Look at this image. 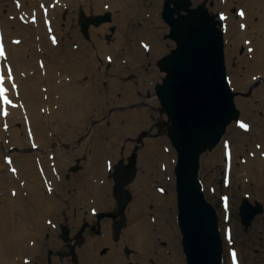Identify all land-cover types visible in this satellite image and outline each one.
I'll use <instances>...</instances> for the list:
<instances>
[{
	"label": "bare ground",
	"instance_id": "1",
	"mask_svg": "<svg viewBox=\"0 0 264 264\" xmlns=\"http://www.w3.org/2000/svg\"><path fill=\"white\" fill-rule=\"evenodd\" d=\"M138 1L140 0H41V4L35 0H31L30 3L25 5L23 4V0H17V4L14 2L10 3L11 10L25 9L27 17L31 16L32 10L35 8L38 20L33 24L31 29H24L20 25L11 29L7 28L8 34L6 37L4 36L5 55L0 56L3 70L6 69V65L8 64L12 68L11 74L14 76L12 81L8 78L7 73L4 81V85L8 90L6 95L11 103H2L0 100V264H13V260L16 261L15 264H24L26 252L30 253L32 258L35 257L38 251L40 252L38 237L42 238L47 231L39 227L36 215L46 210L53 202V199L47 196L46 191H43L44 183L41 177L42 174L50 175V173H53L52 166L49 168L44 166V163L49 162L51 158L47 155L45 156V154L42 155L41 151V145L45 146L50 142V138L46 135L47 130L53 128L66 131L67 139L69 141L71 139L72 141H76L79 137L78 131L82 129V126L75 121L79 119L80 114H87L89 108V105H86L87 103L93 100L98 105L105 101H111L113 104H116V102L118 103L122 99H118L115 102L113 100L114 97L108 96L101 91H97L94 95L91 94V97H86L89 93L88 85L77 83L75 78H77L79 73L86 72L88 67L92 66L94 68L98 63L97 58L99 59V55L96 54L94 58L91 55V47L82 39L81 35L76 30L72 33L67 31L66 26L62 27L54 19L53 14L56 11L60 12L64 7L68 6L71 9V14L74 16V13L77 14L79 9L76 7L81 4L84 5L85 9L82 10L79 18L84 21L104 16L103 13L106 9L113 11L115 15L120 12L114 19L118 27L112 41H108L105 36V33L109 29L107 21H103L99 25L91 23V32L94 42L98 43L95 48L96 52L99 49L98 45L106 47L103 50H108L114 55L118 54L123 60V65H129L127 67L130 68L136 64L135 61L143 62L142 59H144L142 55H139L140 59L135 57V61L131 57V53L137 48L138 36L145 38L149 35L159 36L161 33L160 29H157L159 24V21H157L159 7L157 6L160 0H144L146 3H150L149 7L137 6ZM228 1L226 0V3ZM217 7L219 12H225V5L221 0L217 3ZM4 14L1 5L0 18ZM160 15H162V11H160ZM255 15L258 17V21L252 20ZM137 16L148 17L144 18V23L139 30L130 34V30L134 28L131 23L134 22V18ZM228 18L229 15L225 16L224 19L227 36L233 39L235 46L239 49L244 47V54L240 58L244 59L248 64V69H259L261 76H264V0H239V10L235 18L233 17L234 26H237V30L233 33L229 32L226 24ZM46 22L52 23V26L56 29L68 32L73 40L78 42V45L71 48L69 47V40H67L62 52H59L60 48H54L52 44L49 46L44 36V33L47 34L44 26ZM246 23H249V25ZM254 28L261 35L255 34L252 31ZM230 50L232 53L236 52L234 46ZM40 51L43 52V55L40 54ZM152 51L153 47L151 46ZM164 51H166V48ZM60 53H63L64 56ZM107 54L108 52L104 58ZM40 56L44 57L43 68L45 74H39L41 71L38 65ZM68 61H71L69 67L72 68V73L68 76L69 82L66 79L60 85L58 78H61V75L67 71ZM121 68L124 69L125 66H121ZM32 69H34L33 73L30 72ZM58 69L60 72H57ZM131 71L124 69L117 74L112 73L111 70L106 72L108 74L109 85L110 83L111 85H118L119 89L123 92V98L136 99L133 82L127 81L125 79L126 76L122 74L125 73L127 75ZM152 72H154V69L151 70ZM163 76V71L157 73V77H161V81ZM160 80L159 83H161ZM251 81L244 82L236 76L233 80L236 86L240 85L244 88L242 89L243 91H246L245 88L249 86ZM40 83H43L45 88V92L42 94L41 88H39ZM261 93L264 95V89ZM234 99L236 100V97ZM148 103L155 106L152 97L148 98ZM241 105L245 111L250 109L246 102H242ZM235 106L239 108L237 102H235ZM101 110L102 107L100 108V112ZM5 111L7 112L6 115ZM94 111L95 109L91 108V112L94 113ZM88 115L85 117H88ZM116 116L121 128L117 127L118 124L116 122H112L111 127L108 128L104 127V125H98L92 119L85 122L96 128L94 132L96 139L95 156H100L101 163L98 162V167L101 172L103 171V167H105L103 165L105 159L109 161L111 155H113L117 160H120L124 156L119 150V143L117 142L119 139L117 137L122 132H129L128 130H133L135 127L141 129V119L137 115L134 116V113L119 111L116 113ZM70 122H72V128L69 127ZM124 123L126 125L122 127ZM259 135L264 137V132L259 131ZM105 137H110L115 142L113 149L107 150L106 154L104 147ZM88 139L90 142L91 138L89 137ZM143 141L146 147L144 152L141 153L138 164L146 167V162H148L146 158H149L148 172L144 174L141 172L140 176L131 184V188L134 189L137 195L135 200L130 202L134 204L132 210L130 213L127 212V216H130V222L129 226L122 231L124 238L121 242V250L119 253H116L113 249H110L104 255H100L99 264H114L117 260L118 264H133L134 262L135 264H149L148 258L152 254V249L158 239L159 233L172 235V232L174 233L177 230L173 228L174 214H172V211L168 213L166 210L167 205L170 204V199L167 203H163V199L155 195V208L150 210L149 213L146 211L147 197L140 191V183L144 182L148 174L152 175V171L155 169L156 176L165 179L170 184L171 178L169 171L167 170L166 172L165 170V163L167 162L168 164L167 169L170 168L172 158L166 149H162L159 145L157 146L156 141L152 142L149 139L143 140L138 137L135 140V145ZM84 144L85 142L79 145L78 151H70V148H75V144L72 142L69 147L65 146V150L56 149L59 154L73 156L72 161L77 160L78 156H85V162H83L85 165L84 170L80 173H75L78 178L88 173L92 163V160L87 162V150L84 152ZM38 145L39 147L36 149ZM1 148L3 150L5 148L14 149L12 153H9L10 158L4 159L5 154ZM218 148L219 146L217 145L214 153L218 151ZM207 151L205 155L209 154V150ZM101 152L104 154V160L102 159ZM212 155H207L206 159L204 156V165H208L213 161ZM69 163V160L62 159L59 156L55 161L54 167H56L58 173H63L65 165ZM41 164L44 167V172H42L43 170L40 167ZM255 164L257 166L256 174L259 180H261V177L264 175V163L253 160L247 163V166L252 170V166ZM251 175L253 179L252 172ZM107 183V188L110 189L111 181H107ZM78 185L81 186L80 183ZM108 192L107 190L103 198L99 199V203L104 210L105 205L109 204L111 196L108 195ZM62 194L65 195L63 192ZM170 196L172 201L174 194L172 193ZM149 202L154 201L150 200ZM154 212L157 213L158 218L152 220L151 216L153 214L151 216L149 214ZM252 214L254 215V211ZM14 215L17 217H14ZM28 225L36 227V234L27 229ZM169 226L172 227L170 230ZM29 236L35 237L37 242L30 245V241H28ZM93 240L97 241L98 237L95 236ZM54 242L61 245L59 241ZM126 245L133 246L136 253H132V257H127L123 254V247ZM178 250L177 246L173 247V252L176 256H178ZM79 253L88 264H92V244L90 246L83 245L79 249ZM67 261L71 264L70 258ZM31 263H33V259ZM184 263H186L185 259Z\"/></svg>",
	"mask_w": 264,
	"mask_h": 264
},
{
	"label": "water",
	"instance_id": "2",
	"mask_svg": "<svg viewBox=\"0 0 264 264\" xmlns=\"http://www.w3.org/2000/svg\"><path fill=\"white\" fill-rule=\"evenodd\" d=\"M192 4L191 0L164 1L162 18L169 25L175 47L158 62L165 77L156 94L162 112L169 117L168 135L177 152L178 220L187 262L220 264L218 217L206 201L198 178L200 158L219 144L228 126L239 119L240 111L235 106L237 94L228 82L222 22L204 3ZM109 20L108 13L89 22L80 18V25L87 35L91 23ZM134 171L132 163L127 169L120 164L114 172L122 215L126 206L122 187L130 182ZM250 211L243 208L247 221L252 218ZM116 225L118 229L124 225V218ZM63 237L68 239L67 232Z\"/></svg>",
	"mask_w": 264,
	"mask_h": 264
},
{
	"label": "rangeland",
	"instance_id": "3",
	"mask_svg": "<svg viewBox=\"0 0 264 264\" xmlns=\"http://www.w3.org/2000/svg\"><path fill=\"white\" fill-rule=\"evenodd\" d=\"M15 1L16 0H0V5H2V11H3V13H5L4 15L1 16L0 21L3 25V26L2 25L1 26H2L6 35L8 34V32L6 31L7 28L11 29V28H15L17 25H20L24 29H31L33 27V23L38 20L35 8L33 9V15L30 19L31 23H29V24H28L29 18L23 16L22 14L18 15L20 10H18V9L17 10H11L10 3L12 4V2H15ZM30 1L31 0H23V4L26 5V4L30 3ZM202 1L203 0H193L194 5L200 4ZM207 1H209L208 8H209L210 12L218 13V14L222 13V12H219L218 7H217V3L219 2V0H207ZM163 2H164V0H160L159 4L157 6V7H159L158 8V20H157V21H159V24L157 26V29H160V31H161L160 35L159 36H150L149 35V36H146L145 38L138 36L137 48L135 51H133L131 53V57H133V58H135V57L139 58V55H142L143 53H144V56L146 58L150 57V59H148V60L144 59L147 62L146 65L152 64L153 62H155L156 60H158L162 56L158 55V54H156V55L152 54L151 55V52L145 51L146 46L143 49V47L140 44L141 40L147 41L153 47L154 50H158L160 52H163L166 48V51H164V52L169 53L171 51V49L175 47V42L172 39H168L167 37H165L166 36L165 33H166V31L168 32L169 27L166 25V23L162 19V16L160 15V11L162 10ZM221 2L225 5V12H223L222 15H224V16L229 15V18L226 21V24L228 26L229 32L233 33L235 30H237V26H234L235 22L233 20V17L235 18V15L239 10V0H229L227 3H226V0H221ZM136 5L140 6V7H142V6H148L149 7L150 3H146L144 0H140V1H138V3ZM83 6L84 5L81 4L80 6L76 7L79 9L77 11V14L74 13V16L71 14V9L68 6H66L60 12L56 11V13L53 14L54 19L57 20L58 23L61 24L62 27L66 26L65 28L67 29V31L72 33L73 31L76 30L78 32V34L81 35L82 39L84 41H86L89 44V46L91 47V55H93L94 58H95V55L98 54L99 55V59L97 58L98 61L99 60L101 62L107 61L106 58H104V54L101 52L106 47H101L100 45H98L99 46V49L97 50L98 52L95 51V48L97 47L98 43L96 44L94 42V39H93L94 37H93V34L91 32V30H92L91 25L89 28V38H86L84 36V33H83L81 25H80V19H79L82 10L85 9ZM78 13H79V15H78ZM119 13H117L115 15V13L112 11V21L110 23L108 22L109 29L105 33V36H106L108 41H112L114 39L115 32H116L117 27H118L117 24L114 22V19L117 17V15ZM146 17H148V16H137L134 18V22L131 23L134 26V28L132 30H130V34L136 32V30H139L142 27V25L144 23V18H146ZM73 18H74V21H73ZM218 18L224 24L223 25L224 39H226V41H225V56H226V66H227L228 75L233 80L236 76L239 79H241L242 81L246 82L247 80L250 79V76L253 73H256V72L258 73V72H260V70L259 69H248V64L244 61V59L240 58V56L244 54V47L239 49L238 47L235 46L233 39H231L230 37L227 36L226 30H225V21L223 19H221L220 17H218ZM252 20L258 21L257 15H255ZM246 24L249 25V23H246ZM46 26L53 29V32H50L49 34L44 33L47 44L50 46L51 43L49 40H53V42H52L54 44L53 47L57 48V49L60 48L59 52H62L63 46L67 40H69V47H71V48L78 45V42L76 40H73V38L71 37V35L68 32H64L60 29H55L51 25V23H47ZM112 28H114V29L112 30ZM252 31H254L255 34L261 35V33L259 31H257L256 28H254V30H252ZM232 46H234V49H236V52L232 53V51L230 50V48ZM40 54L43 55V52L40 51ZM60 54L62 56H64L63 53H60ZM111 56L113 57V60H115V62L121 61L120 57H117L115 55H111ZM39 58H42L44 60V57H42V56H40ZM76 59H77V57H76ZM79 59H80V57H79ZM63 60H64V58H63ZM67 64H68L67 65V71L61 75V78H58L60 85H62V83L65 82L66 79L69 82L68 76L70 75V73H72V68L69 67V64L71 65V61H68ZM39 67H41L40 64H39ZM98 67H100V66L98 64H96L93 68V70L96 73V76H94V77L91 76V74H90L91 69H90V67H88L86 72L78 74L77 78H75L76 82L82 83L84 85H88L90 97L92 94L91 85L95 84L97 87H99L103 90H106V88L109 87L110 88L109 93H113L114 91L118 90V91L114 92L115 94L113 93V97H114V100L120 99V98H118V97H121V95H122V91L119 89L120 87L118 85H115V84L111 85V83L109 85L108 74L99 73V70L97 71ZM145 67L146 66L139 68L135 65L134 71H131V73H129L127 75L125 73H122V74H124L126 76L125 79L127 81H132V82L134 81L135 86H137L138 76H142V75L144 76L146 74L145 69H147V68H145ZM152 68L154 69V73L156 75V80H158V79L160 80L161 77H159V78L157 77V73L160 71V69L158 68V66H156V64H154V66H152ZM137 69H140V70H137ZM128 70H130V69H128ZM30 72H34V69L30 70ZM57 72H60V70L58 69ZM39 74H43L42 70L40 71ZM164 75H165V73H164ZM260 75H261V73H260ZM253 82H254V84L252 86L245 88L246 91H243L241 88H236L235 90L238 92V95L236 96V102H237V106L242 111L241 118H244L243 115L245 112V109L242 107L241 104H242V102H246V103L251 105V108L248 110L249 118H244V119L246 121L250 122L252 128H256L259 126L258 123L261 120H264V117L261 116L262 113L264 114V95L261 92H257V90L260 87H262V90L264 89V86H262V84H264V76H262V77L257 76V78H255L253 80ZM42 84L43 83L39 84V88L42 86ZM141 85H142L141 88L143 89L145 86H148V83L146 80L143 79ZM233 86H236L234 82H233ZM135 95L138 97V101L136 103L126 104L123 107V110L134 109L132 112H128V113H134V116L137 115L138 117H140L141 123H143V124L146 123L145 127L143 129L145 131V133L140 132L133 139H127L126 141H124L123 138H120L117 141L119 143V150L124 154V160H127L128 157L132 156L133 152L136 151L135 154L138 158V163L140 162V158H139L140 152L139 151H142L146 147L144 145V143H138L135 145V140L140 136V137H143L144 140L149 139L152 142L156 141L157 146L159 145V142H160V145H159L160 147L166 146L169 148V150L171 149V152H169V154L171 155V158H173V163H174V161L176 159V151L175 150L173 151V148L171 147L170 139H169V136L167 134V131H168L167 125L165 124V121H168V118L166 117L165 114L163 115L160 111L161 106H160V102H159V100L155 94L154 87H152L149 92L148 91H142V90H139L138 88H136ZM86 97H89V96L87 95ZM149 97H152V100L154 101L155 106H152L151 104H149L147 102ZM121 98H123V96ZM89 104H91V102L87 103L86 105H89ZM137 108H140V109L137 110ZM123 110L119 109L117 104H112V102H111L108 107H106L105 109H102L101 112L99 114L95 115L94 117L92 115H90V106L88 108L89 112H87V114H84V115L80 114V115L87 116L89 114L88 115L89 117H86L87 122L89 119L90 120L92 119L95 123L97 122L98 125H104V126H105V122H108L111 117H114L116 120V123L118 124L117 127L121 128V126H119L120 123H119V120L116 116V113H118L119 111H123ZM149 110H150L151 116L156 119L155 122L149 120V116L147 115ZM152 111L155 112V115ZM75 122L80 123V125L82 126V129L78 131L79 137L76 139V141H72V139H71V141H69V139H67V132L66 131L65 132H59V134L61 136L62 142L67 143L66 147H69L71 142L73 144H75V148L74 149L70 148V151H73V150L78 151L79 145L81 143L83 144L85 142V144H84V152H85L86 147L90 143L88 141L89 140L88 138L92 136L94 127H92L91 125H88V123L87 124L83 123L82 121H80V119H76ZM71 123L72 122H70L69 125ZM125 125H126V123H124L122 127H124ZM124 134H129V132L124 131L121 133L122 137L124 136V139H125ZM226 136H232L231 137V139H232L231 144L234 148L235 147L236 148L237 147H243V146L248 144L247 143L248 137L246 136L245 133H243L241 130H239L237 127H235V122H233V126L231 124L228 127ZM253 140H255V139H253ZM120 143H121V145H120ZM221 145H223V144H221L219 142V144H218L219 148H218V151L216 153H214V152H215L217 147H215L212 151H209V154H207L209 156L213 154L212 155L213 161L208 165H204V161H205L204 156L206 159L207 155H205V154L207 152L202 154V156H201L202 160L201 161H202L203 165L201 164V173H202L201 176L203 177V181L207 180V182L210 183L215 178V176H214L215 172L217 173V172H219V169H221V168L223 169L224 162H223V153H222ZM41 147H44V150H46V152L48 150H50V147H47V145H45V146L41 145ZM55 149L65 150L66 148L63 145H55ZM1 150L5 154V158H7V159L9 157V152H11V153L13 152V149H11V148H9V149L5 148L4 150L1 148ZM2 152H1V154H2ZM101 153H102V157H103L102 159L104 160V154H103V152H101ZM43 155H44V153H43ZM62 155L65 156L64 154H62ZM66 156H68V155H66ZM69 157H71L73 159V156H69ZM97 157H99V160H100L99 163H101L100 156H97ZM79 159L82 162H85V156L84 157L78 156L77 160L75 159L72 163H75ZM138 163H137V167H138L139 171L141 172L142 171V165H138ZM103 165H104V163H103ZM171 165H173L172 162H171L170 166ZM103 170H104V167H103ZM139 171H138V173H139ZM168 171L170 172V168ZM80 172H81L80 169H78V171H76V173H80ZM170 175H171V173H170ZM155 177L157 178V176H155ZM135 179H137V178H135ZM171 179L173 180V183H171V184L167 183L163 179L160 181L161 184L167 189V194L164 195V197L160 196V198L161 199L163 198V200L168 201V199H170V197H171L170 195L172 193H174L175 225H176V227L174 226L173 228L177 229L178 234L176 232L175 233L172 232V235H171L172 238L170 237V235L164 234V233H159V236H166L167 238H169V240L160 238L167 243V246H165V250L167 248L171 249L175 246L178 247V249H179L178 250V257L179 258H177L175 255L176 260L179 262V264H186V263H184V254H183L182 249H181V234H180V230H179L177 219H176L177 207H176L175 183H174L173 173H172ZM238 181L239 180L236 179V184ZM158 182L159 181H157V183ZM131 184L132 183H130V185ZM113 187H114V181L112 180L110 183V191L112 190ZM235 188H236V186L234 185L233 190L230 189V192L234 196L236 194ZM64 189L68 190V188H64ZM113 190L111 191V193L113 192ZM157 193L160 194L159 192H157ZM217 202L220 203L219 201H217ZM115 207H116V209L114 211ZM154 207H155V204H154ZM154 207H153V209H154ZM172 207H173L172 203L167 205L166 210L168 213H171ZM106 211H108L109 215L113 214V215H110L111 217H113L115 219L120 218V215L118 214L119 206H117V201H116V198L114 197L113 194H112V198L109 200V204L106 207ZM125 213H126V211L124 212V214ZM14 217H17V216L14 215ZM27 229H30V228L27 227ZM56 235L59 238L56 237ZM59 235L60 234L54 233V234L50 235V238L53 240L54 238L52 236H55V239H57V241L61 242V245L54 243L51 246H49L48 248H46V245H44V243L41 245V241L45 237V234L43 235V237L40 241L39 257L37 259L38 261H40V264H56V262L59 264H68V261H67L68 256H70V258H71V255H70L71 247H70V244L68 243V241L64 240L62 237H60L61 235L60 236ZM244 246H245V244H244ZM26 256H28L27 253H25V257ZM41 257H44V259H46V261H43L41 259ZM152 258H154V254H152ZM160 260H161V258H160ZM13 262H14L13 264H15L16 261L13 260ZM24 264H28V263L24 262ZM158 264H160V263H158Z\"/></svg>",
	"mask_w": 264,
	"mask_h": 264
},
{
	"label": "flooded vegetation",
	"instance_id": "4",
	"mask_svg": "<svg viewBox=\"0 0 264 264\" xmlns=\"http://www.w3.org/2000/svg\"><path fill=\"white\" fill-rule=\"evenodd\" d=\"M145 51L151 52L150 50L146 49ZM142 56L145 60L150 59V57L146 58L144 56V53L142 54ZM145 66V68H147L145 69V72L147 74L150 70L153 69L150 67L154 65L150 64ZM137 67L142 68V66ZM134 68L135 67L131 68V70L134 71ZM109 70L110 67L107 66L106 71ZM144 80H146L148 84L151 82L150 78H148L147 76H144ZM133 86L135 95L136 88L141 90V87L140 85H138V83L137 86H135V84L133 83ZM146 91L149 92L150 88L148 87V90ZM135 97L136 99L123 98V100H119L118 103L116 102V100L114 101L116 102L119 109L123 110V107L126 104H132L138 101V97L136 95ZM139 109L140 108H137V110ZM133 110L134 109L123 111L132 112ZM152 112L155 115V112ZM147 115L149 116V120L153 122L156 121V119L151 116L150 110ZM261 116L264 117V114L262 113ZM145 124L146 123L141 124V129L139 127H135L133 128V130H128L129 134H124L125 139L124 136L122 137V135L120 134L119 139L123 138V140L126 141L127 139H133L140 132L145 133V131L143 130ZM263 124L264 120H261L258 123V127H251L248 130H243L242 128L237 127L248 137V144L243 147L234 148L230 141L229 150L232 154V167L230 169V172L226 171L225 161H223V169L221 168L219 169V172H215V178L212 181V186L217 191L223 190L225 193H227L229 201L232 202L229 208H224L220 199L212 197L213 193L215 194V190H211L210 195L216 203L215 207L218 212V227L220 230L219 237L221 246L223 247V258L221 264H264V175L261 177V180H259L256 174V164L252 166V170L247 166V163L253 160L264 163V137H261L259 135V131L264 132ZM105 126L106 128H108L107 125ZM134 131L137 132L134 133ZM231 137L232 136H227L229 140H232ZM139 138L144 140L143 137L139 136ZM253 138L257 139L253 140ZM142 143H144V141ZM221 148L223 152L224 146H221ZM144 150L145 148L142 151H139L140 157L141 153ZM135 152L136 151H134L132 156H129L127 160H124L123 156L120 160H118V165L122 164L123 169H127L133 163L135 174L137 177L139 169L137 167L138 158ZM146 159L148 160V162H146V167L142 166L141 172H143V174L145 172H148V165L150 160L149 158ZM116 164L117 162L115 163V165ZM76 166L80 169L81 167H83V162H81V160H78ZM76 166H73L71 168L72 173L69 180L70 201L67 206L64 205L62 207L61 213L62 221L65 224H68L70 227L68 239L70 240L69 244L71 247V258L70 256H68V258H70L71 264H88L84 260L83 256L79 253V249L83 245L90 246L92 244V264H99L100 255H104L110 249H113V251L116 253H119V251L121 250V242L123 240L121 239L122 233H120L118 237L115 238L112 226L116 225V222H119L122 217L130 221V216H127V212L130 213V211L132 210L134 204H131L130 202L135 200L137 195L134 189L131 188L130 183L134 181L135 177L131 179L130 182H128L123 188L124 191H126V206L124 208V212L126 211V213L124 214L123 212L122 215L118 211V214L120 215L119 219H115L113 217L105 218L111 217L110 215L113 214L109 215L108 211H106L107 206L105 205V201V210L99 203V199L103 198V195L107 190L109 191L108 195H111L110 199L112 198L110 189L106 188V182L103 181L105 177L104 173L101 172L99 174H92L88 172L87 174L82 175V177L78 178L76 177L77 175H75L76 171H78V168ZM80 171L83 170L80 169ZM240 172H244L245 174H241ZM251 172L253 174V179ZM153 173L154 171H152V175L148 174V178H146L144 182H141L139 186L140 191L143 192L147 197V202L145 205L147 213H149L150 210L153 209L154 204L156 206L154 196L157 194V189L162 193V195H165L167 192L162 184H159L157 186V189H154L155 184L152 182ZM200 174L202 173L200 172ZM112 179L114 181V178ZM236 179L239 180L237 184ZM78 183H80L81 186H79ZM241 184L244 186H242ZM234 185L236 186L235 196L230 192V189L233 190ZM150 200L154 202H149ZM116 201H118L117 198ZM217 201H219L220 203H218ZM243 208L251 209L249 214H252V212L254 211V215L252 214V218L248 221L243 216ZM67 209H69V212L67 216H65V213H67ZM115 209L116 207L114 208V211ZM152 214L153 213H150L149 216H151ZM50 235L51 234H47V240L50 239ZM95 236L98 237L97 241L93 240ZM56 237L58 236L56 235ZM163 237L164 236H159L156 240L152 249V254H154L155 259L152 258L151 254L148 258L149 264H179L177 260H172V257L175 254L172 252L173 248H167L165 250V246H167V243L162 240L164 239ZM54 241L58 242L55 238ZM54 241L53 244L55 243ZM125 248L126 246L123 247V254L127 257H132V253H136L134 251V248L127 247L128 249L124 251ZM233 253L235 254V258H233ZM41 259L43 261H46L44 257H41ZM36 264H40V261L37 260ZM114 264H118V260L115 261ZM133 264H135V262Z\"/></svg>",
	"mask_w": 264,
	"mask_h": 264
},
{
	"label": "snow or ice",
	"instance_id": "5",
	"mask_svg": "<svg viewBox=\"0 0 264 264\" xmlns=\"http://www.w3.org/2000/svg\"><path fill=\"white\" fill-rule=\"evenodd\" d=\"M223 18V17H222ZM4 55V50L3 47L0 46V56ZM8 78L11 79V70L9 69L8 71ZM4 81H5V77L3 74H0V97L3 98L5 103H11V101L8 99V96L6 95V92L8 91L5 87H4ZM14 87V85H13ZM7 114V112L5 111V115ZM241 127L247 128L246 124H241ZM233 258H235V254L233 253Z\"/></svg>",
	"mask_w": 264,
	"mask_h": 264
}]
</instances>
